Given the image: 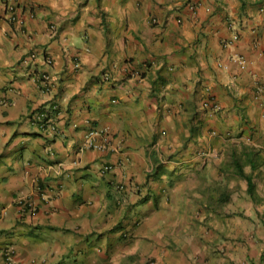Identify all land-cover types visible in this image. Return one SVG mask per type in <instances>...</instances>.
<instances>
[{
	"label": "crops",
	"instance_id": "1",
	"mask_svg": "<svg viewBox=\"0 0 264 264\" xmlns=\"http://www.w3.org/2000/svg\"><path fill=\"white\" fill-rule=\"evenodd\" d=\"M0 264H264V0H0Z\"/></svg>",
	"mask_w": 264,
	"mask_h": 264
},
{
	"label": "built area",
	"instance_id": "2",
	"mask_svg": "<svg viewBox=\"0 0 264 264\" xmlns=\"http://www.w3.org/2000/svg\"><path fill=\"white\" fill-rule=\"evenodd\" d=\"M9 12V19L11 21H19L20 17L17 14V7L15 4L7 6ZM234 39L226 41V44H232ZM36 53H29L24 59L23 63L29 65L35 60ZM240 62H244V58H240ZM49 61V58H48ZM48 78V76H46ZM113 134L109 127L93 126L89 129L84 137L81 149H94L98 151H108L112 147ZM110 167H105L108 170ZM37 201L32 197H23L19 199V205L26 211L34 212L37 208Z\"/></svg>",
	"mask_w": 264,
	"mask_h": 264
},
{
	"label": "trees",
	"instance_id": "3",
	"mask_svg": "<svg viewBox=\"0 0 264 264\" xmlns=\"http://www.w3.org/2000/svg\"><path fill=\"white\" fill-rule=\"evenodd\" d=\"M33 118V117H32ZM34 119V118H33ZM47 120L48 118H44L42 120H39L38 121V124H40L41 126L43 127H47ZM254 158V157H252ZM250 159V162L253 163L254 162V159L252 160L251 158ZM248 159V160H249ZM247 162V158L246 160L245 159H242L241 156L239 155H235L231 158V164H233V166L235 167V171H234V174L237 175V176H240L242 179L246 180L248 182V185H249V192L251 194H253V184L251 183L252 182V175L249 174V173H246L244 171V168H245V164Z\"/></svg>",
	"mask_w": 264,
	"mask_h": 264
}]
</instances>
